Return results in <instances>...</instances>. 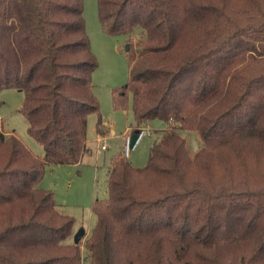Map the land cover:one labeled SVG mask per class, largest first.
Returning <instances> with one entry per match:
<instances>
[{"label":"trees","instance_id":"16d2710c","mask_svg":"<svg viewBox=\"0 0 264 264\" xmlns=\"http://www.w3.org/2000/svg\"><path fill=\"white\" fill-rule=\"evenodd\" d=\"M83 1L0 0V89L22 91L43 150L0 126V264H264V0H96L103 32L128 35L113 106L130 96L137 125L166 128L143 166L111 157L80 243L39 181L80 163L90 114L107 133ZM181 130L199 133L193 154Z\"/></svg>","mask_w":264,"mask_h":264},{"label":"rangeland","instance_id":"374dc122","mask_svg":"<svg viewBox=\"0 0 264 264\" xmlns=\"http://www.w3.org/2000/svg\"><path fill=\"white\" fill-rule=\"evenodd\" d=\"M83 14L90 48L97 60L91 79L93 90L99 102L102 123L107 127L105 135H98L95 130L96 115L87 119L86 139L90 148L79 164H57L47 166L39 185L53 192L54 201L60 213L72 218V233L69 241L79 229L80 243L91 231L95 223V214L91 206L95 199L107 197V169L110 159L117 152L123 151L124 137L138 127H149L151 134L144 135L130 150L127 158L134 166H143L152 144L166 128L163 121L152 119L147 123L136 124L128 97L126 107L113 106L112 89L128 80L129 67L126 55L128 35L110 36L101 29L97 16L96 0L83 1ZM137 33L131 34V39ZM23 93L16 88L0 89V126L5 133L19 138L34 154H42V146L27 131V119L20 111ZM187 149L193 154L203 142L197 131L181 130ZM104 145L105 148H101ZM81 244V251L84 252ZM82 264H88L84 261Z\"/></svg>","mask_w":264,"mask_h":264},{"label":"built area","instance_id":"2783aa9c","mask_svg":"<svg viewBox=\"0 0 264 264\" xmlns=\"http://www.w3.org/2000/svg\"><path fill=\"white\" fill-rule=\"evenodd\" d=\"M137 130V138L136 141L134 142V144H132V134L134 133V131ZM133 132L128 133L127 135H125L124 137V142H123V155L124 156H129L130 150L135 146V144L144 136V135H149L151 134V130L149 127H145V128H136L134 129ZM101 148H105L104 145L101 146Z\"/></svg>","mask_w":264,"mask_h":264},{"label":"water","instance_id":"95a60500","mask_svg":"<svg viewBox=\"0 0 264 264\" xmlns=\"http://www.w3.org/2000/svg\"><path fill=\"white\" fill-rule=\"evenodd\" d=\"M128 48V45L126 46V49ZM137 130L134 131V133L132 134V144H134V142L136 141V138H137ZM83 233V230L82 229H79L78 231H76L73 235V240L74 242H77L78 239H79V236Z\"/></svg>","mask_w":264,"mask_h":264},{"label":"crops","instance_id":"0c3cea01","mask_svg":"<svg viewBox=\"0 0 264 264\" xmlns=\"http://www.w3.org/2000/svg\"><path fill=\"white\" fill-rule=\"evenodd\" d=\"M90 148H88V150H89Z\"/></svg>","mask_w":264,"mask_h":264}]
</instances>
